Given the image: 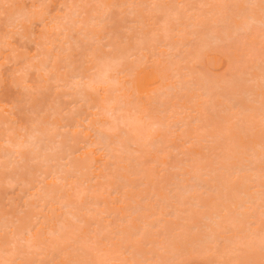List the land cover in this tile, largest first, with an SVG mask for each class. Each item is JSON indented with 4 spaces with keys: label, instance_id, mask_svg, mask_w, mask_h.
Segmentation results:
<instances>
[{
    "label": "rangeland",
    "instance_id": "rangeland-1",
    "mask_svg": "<svg viewBox=\"0 0 264 264\" xmlns=\"http://www.w3.org/2000/svg\"><path fill=\"white\" fill-rule=\"evenodd\" d=\"M257 1L0 0V264H264Z\"/></svg>",
    "mask_w": 264,
    "mask_h": 264
},
{
    "label": "bare ground",
    "instance_id": "bare-ground-1",
    "mask_svg": "<svg viewBox=\"0 0 264 264\" xmlns=\"http://www.w3.org/2000/svg\"><path fill=\"white\" fill-rule=\"evenodd\" d=\"M258 2L257 0H248V2ZM247 2V1H246ZM248 21V20H247ZM253 24H256V25H261V26H264V19L263 20H259V19H257L256 18V16H254V15H250V21L249 22H246V24H243L244 26H239L238 28V30H244V32L245 31H249L250 29H251V26H253ZM246 25V26H245ZM239 32V31H238ZM241 32H243V31H241ZM213 40V39H212ZM215 41H220V38L218 37ZM214 41V42H215ZM222 41V40H221ZM219 43V42H218ZM205 47V46H204ZM207 47V46H206ZM108 70H110V69H108ZM107 72V71H106ZM160 72V71H159ZM264 73V72H263ZM108 74V73H107ZM176 75H178V74H176ZM108 76V75H107ZM261 76V75H260ZM176 77V76H175ZM261 79V78H260ZM103 80V79H102ZM112 80V79H111ZM114 80V79H113ZM248 80H250V79H248ZM252 80H254L255 82H257V83H259L258 82V80H259V78L258 77H254V78H252L251 79V81ZM235 81V80H234ZM234 81H233V83H234ZM239 81H240V79H239ZM261 81V80H260ZM264 81V74H263V76H262V83H264L263 82ZM105 82V81H104ZM108 82V81H107ZM232 82V81H231ZM182 83V82H181ZM228 84V83H227ZM226 84V85H227ZM230 84V83H229ZM200 85H201V89L203 90V94H204V96H209L210 94H211V92H212V88L210 89V87L207 85V84H204V83H201L200 82ZM199 85V86H200ZM221 85V84H220ZM223 85V84H222ZM225 85V84H224ZM225 85V86H226ZM255 85H257V84H255ZM198 86V85H197ZM232 86V85H231ZM261 86V85H260ZM179 87H181V84L179 85ZM217 87V86H216ZM219 88V87H218ZM231 88V87H230ZM234 88H236V87H234ZM238 88V87H237ZM264 88V87H263ZM245 89V88H244ZM219 90V89H218ZM223 90V89H222ZM216 91V90H215ZM252 91V90H251ZM250 91V92H251ZM217 92V91H216ZM226 92H227V90H226ZM233 93V92H232ZM247 93V92H246ZM214 95H215V93H213ZM220 94V93H219ZM234 94V93H233ZM245 94V93H244ZM220 95H222V94H220ZM219 95V96H220ZM247 95V94H246ZM230 96V95H229ZM234 96H235V94H234ZM233 96V97H234ZM248 96H250V95H248ZM247 96V97H248ZM231 97V96H230ZM254 97V96H253ZM209 98V97H208ZM230 99H232V98H230ZM234 99H236V98H234ZM237 100V99H236ZM240 100V99H239ZM238 100V101H239ZM241 101V100H240ZM258 101V100H257ZM259 103V102H258ZM261 104H262V102H261ZM239 107V106H238ZM262 108H264V107H262ZM244 109V108H243ZM252 109V108H251ZM261 109V108H260ZM244 111H246V110H244ZM264 112V111H263ZM243 113V112H242ZM241 113V114H242ZM252 114V113H251ZM239 115V114H238ZM256 116H257V114H256ZM251 117V116H250ZM263 120H264V118H262ZM264 124V123H263ZM41 131H39V130H37V131H35V132H33V133H31V135H30V142L31 143H33V146H34V149H39V148H41V139L40 138H38L39 137V133H40ZM102 134V133H101ZM100 134V135H101ZM105 138V137H104ZM29 141L27 140V141H25V142H23V143H20V144H17L18 146H26L27 145V143H28ZM122 142V141H121ZM94 144V143H93ZM124 144V143H123ZM107 145V144H106ZM47 146V145H46ZM103 147V146H102ZM110 147V146H109ZM113 147V146H112ZM99 148H101V147H99ZM104 148V147H103ZM108 148V147H107ZM114 148V147H113ZM47 149H48V151L50 152V154L48 153L47 155H45V157L43 158V160L46 162V163H49V162H51L54 158H55V155L56 154H54L53 152L56 150L57 151V146H52V147H47ZM109 149V148H108ZM44 150H46V149H44ZM103 150V149H102ZM110 150H111V148H110ZM60 152V151H59ZM56 153V152H55ZM52 154V155H51ZM57 156V155H56ZM252 163V162H251ZM238 166V165H237ZM239 168V170H237L236 171V173H238L240 170H241V168L240 167H238ZM242 171V170H241ZM231 172V171H230ZM233 173V172H232ZM235 175V174H234ZM237 175H240V174H237ZM227 176H228V174H227ZM197 177V176H196ZM194 178V177H193ZM242 178V177H241ZM231 179V178H230ZM198 180V179H197ZM202 180V179H201ZM228 180V179H227ZM197 182V181H196ZM198 183V182H197ZM205 183V182H204ZM207 183V182H206ZM209 183V182H208ZM207 183V184H208ZM231 183V182H230ZM228 184V183H227ZM244 184V183H243ZM222 185V184H221ZM229 185V184H228ZM190 186V185H189ZM199 187L201 186V185H198ZM220 186V185H219ZM223 186V185H222ZM226 186V185H225ZM193 187L194 186H190V187H187L185 190H184V193H189V192H191V190L193 189ZM206 187H210V185L208 184V186L206 185ZM212 187V186H211ZM216 187V186H215ZM195 188V187H194ZM221 188V187H220ZM210 190V189H209ZM217 190V192H224V189H216ZM225 190H226V188H225ZM229 190V189H228ZM194 191V190H193ZM215 191V190H214ZM231 191V190H230ZM183 193V192H182ZM230 193V192H229ZM228 193V194H229ZM258 194H259V196L258 197H250V198H248L246 201L248 202H250L251 200H257V199H262V201L264 202V198L262 197V191H258L257 192ZM256 193V194H257ZM208 194V193H207ZM186 195V194H185ZM223 195V197H225V195L224 194H222ZM230 195V194H229ZM251 196V195H250ZM219 197H221V196H219ZM234 197H235V195H234ZM237 197V196H236ZM239 197V196H238ZM247 197V196H246ZM196 198V197H195ZM217 198V197H216ZM228 198V197H227ZM233 198V197H232ZM257 198V199H256ZM185 199V198H184ZM192 199V198H191ZM231 199V198H230ZM236 199V198H235ZM181 200V199H180ZM193 200H194V198H193ZM228 200V199H227ZM223 201V200H222ZM225 201H226V199H225ZM245 201V202H246ZM189 201H187V203H188ZM233 202H234V200H233ZM190 203V202H189ZM251 203V202H250ZM246 204V203H245ZM194 205H195V202H194ZM197 205H198V203H197ZM196 205V206H197ZM255 205V204H254ZM258 206V205H257ZM261 206H264V204H261ZM260 206V207H261ZM175 207V206H174ZM176 207H177V205H176ZM259 207V206H258ZM214 208V207H213ZM263 208V207H262ZM176 209V208H175ZM226 209H228V208H226ZM258 209V208H257ZM139 210H141V209H139ZM174 210V209H173ZM172 209H171V211H173ZM219 210V209H218ZM183 211V210H182ZM181 211V212H182ZM262 211V210H261ZM261 211H260V213H261ZM220 212V211H219ZM256 212H257V210H256ZM189 213V212H188ZM173 214H176V210L175 211H173ZM214 214V213H213ZM222 214V213H221ZM181 215V214H180ZM212 214H210V215H208V216H206L208 219H211L212 220V222H213V224H215V225H219L220 224V219H221V215H220V213H216L215 212V215H214V217H212L211 216ZM261 216H262V214H261ZM183 217V216H182ZM185 217V216H184ZM188 217H189V215H188ZM255 217H257L258 218V220L260 219V216H258V214H256L255 213ZM186 218V217H185ZM206 218V219H207ZM189 219V218H188ZM193 219V218H192ZM257 220V219H256ZM255 220V221H256ZM259 222V221H258ZM223 223V222H222ZM256 222H254V224H255ZM161 225V224H160ZM257 225V224H256ZM220 226V225H219ZM219 226H218V228H219ZM163 227V226H162ZM195 227V226H194ZM164 228V227H163ZM188 229V228H187ZM196 229V228H195ZM215 229V228H214ZM214 229H213V232H211V233H209L208 235H205L207 238L206 239H208V241L209 242H212V244H215V243H218V241H219V239L220 238H218V236L216 235V233H215V231H214ZM254 229V228H253ZM209 230V229H208ZM203 231V230H202ZM140 234H141V232H140ZM143 234V233H142ZM182 234H183V232H182ZM257 234V229H254V230H252V231H250V234H249V237H252L253 236V238H254V235H256ZM247 235V234H246ZM188 236H190V235H188ZM178 237V236H177ZM221 237V236H220ZM201 238V237H200ZM222 238V237H221ZM183 239H184V237H183ZM245 239V238H244ZM194 240V239H193ZM234 240V239H233ZM221 241H222V239H221ZM225 241H226V239H225ZM248 241H249V239H248ZM239 242V241H238ZM174 244H176V243H174ZM255 244H259L261 247H260V249L262 248L263 250H264V235H260V236H258V238H257V241H255V243H249V248L251 249V248H253V246L255 245ZM203 245V244H202ZM241 245V244H240ZM259 245H258V247H259ZM235 246V245H234ZM167 247V246H166ZM199 247V246H198ZM160 248V247H159ZM176 248V247H175ZM162 249V248H161ZM226 249V248H225ZM165 250V249H164ZM167 250V249H166ZM180 250V249H179ZM241 250H243V249H241ZM240 250V251H241ZM171 251H172V249H171ZM204 251V250H203ZM227 251V250H226ZM244 251V250H243ZM250 251V250H249ZM252 251V250H251ZM173 252V251H172ZM181 252V251H180ZM171 253V252H170ZM178 253V252H177ZM243 253V252H242ZM237 254V253H236ZM246 254V253H245ZM176 255V254H175ZM238 255V254H237ZM172 256V255H171ZM250 256V255H249ZM253 256V255H252ZM254 257H256L255 255H254ZM175 258V257H174ZM247 258H248V256H247ZM252 258V257H251ZM255 260V259H254ZM256 261V260H255Z\"/></svg>",
    "mask_w": 264,
    "mask_h": 264
},
{
    "label": "snow or ice",
    "instance_id": "snow-or-ice-1",
    "mask_svg": "<svg viewBox=\"0 0 264 264\" xmlns=\"http://www.w3.org/2000/svg\"><path fill=\"white\" fill-rule=\"evenodd\" d=\"M5 7H9V5H5Z\"/></svg>",
    "mask_w": 264,
    "mask_h": 264
}]
</instances>
